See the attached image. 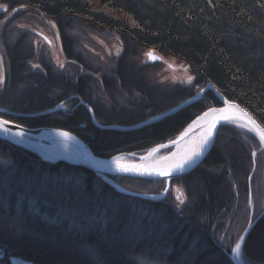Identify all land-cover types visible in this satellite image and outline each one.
<instances>
[{"label":"trees","instance_id":"obj_1","mask_svg":"<svg viewBox=\"0 0 264 264\" xmlns=\"http://www.w3.org/2000/svg\"><path fill=\"white\" fill-rule=\"evenodd\" d=\"M0 2L32 7L52 19L63 52L80 67L88 69L69 33L74 26L108 29L124 46L112 74L96 80L78 70L58 72L46 62L33 71L28 36L5 40L8 71L0 107L22 115L66 108L38 117L3 116L10 122L73 133L107 159L143 155L175 140L201 113L220 107L212 92L201 103L129 132L98 129L80 104L87 103L102 126L131 127L191 98L192 92L165 95L152 85V67L137 61L140 49L149 48L184 62L197 86L213 84L264 127V0H100L129 22L94 10L89 0ZM117 95L127 99L126 106L115 101V107H106V99ZM112 179L145 195H160L166 187L165 181ZM176 185L187 200L180 210L172 190L161 202L127 197L90 171L47 164L0 139V264H12L11 258L33 264H232V250L250 220V204L258 221L245 239L242 258L246 264H264V152L254 136L221 128L205 162ZM132 202L145 206L146 215L136 218ZM118 206L126 207L123 218L133 217L136 228L125 240V220L121 225L111 221L114 213L121 217Z\"/></svg>","mask_w":264,"mask_h":264},{"label":"rangeland","instance_id":"obj_2","mask_svg":"<svg viewBox=\"0 0 264 264\" xmlns=\"http://www.w3.org/2000/svg\"><path fill=\"white\" fill-rule=\"evenodd\" d=\"M89 1L91 7L94 10L106 12L117 19L129 22V19L125 15L119 12L110 11L108 8L102 5L100 0H89ZM3 9H7V11H4ZM69 33L72 36V38L75 40L77 45L76 46L77 52L79 55H81L83 62L88 69H86L84 66L80 67L75 63L72 64L70 60L66 57L60 42L59 29L56 23L52 19L44 16L37 9L32 7L22 6L20 8H10L8 6L3 5L0 2V79H2V83H0V87L2 88L5 85L6 75L8 71L6 55L4 53L5 44H3V42L7 39L12 40L11 42H13L22 36H28L27 39L33 46L34 58L29 63V66L33 71L41 70V64L43 62H46L52 64L58 72L68 73V71L74 72L75 70H78L81 72V74L88 75L96 80H101V77L103 75L112 74V72L116 68L119 58L122 56L124 51L123 43L115 33L105 28L94 27L92 25H87V24L85 25L81 24V27L74 26L72 27V30ZM152 51L155 56L161 57L160 62H156L152 64L149 63L148 54ZM137 61L139 65H146V66L150 65L152 67L151 69L152 73L149 76V80L152 82V85H154L155 88L156 87L159 88V91H161L165 95L166 94L173 95L178 90L185 92H192L193 94L192 97L184 101L186 102L188 100H192L198 97L201 94V92L205 89V87L196 85V81H195L196 77L194 73L184 62H182L179 59L162 55L159 52L149 48H141L140 57L137 58ZM207 94L201 97L200 99H198L192 105L196 103H201L203 101V98L207 96ZM113 99L114 100L112 101L106 99L105 101L107 105L106 107L108 108L115 107L116 106L115 101L119 104V106L120 104L123 106H126L127 104L126 103L127 99H125L124 97H119L117 95V97ZM184 102H182L181 104H183ZM119 106H117V110ZM60 109L66 110V108L64 109V106H62ZM211 109L214 108H210L205 112ZM168 150L162 151L160 155H158L155 158V160L158 161L166 157L168 153L165 152ZM261 150L264 152L262 147ZM148 153L149 152L143 155L123 154L121 156L124 157L123 161H125L126 163L136 164L141 162L139 159H136L135 157L141 158L143 156H146ZM113 181L119 186H121L115 180ZM123 185L128 186L125 184ZM124 186L121 187L124 188ZM141 186H144V184L140 185V187ZM171 190L174 199L173 201L175 202L177 210H180L181 207L185 205L184 203L187 201L185 197L182 198L179 196L180 192L184 191V189L181 188V186L176 185L175 187H171ZM171 190L169 192H171ZM134 193H138V192H134ZM181 200L183 201V203L180 202ZM250 205H251L250 206L251 216L249 221L251 220L253 221L254 206L252 204ZM131 210L133 212L137 211L139 213V215H136V218H140L142 215H146V213L148 212L145 206L138 204L135 205V203L133 202L131 204ZM262 210H264V204L262 205ZM118 211L121 217H118L117 214L114 213L111 217V221L116 225H121L122 219L123 221L126 219L123 218V214L127 213V210L125 206H123V209H121V206H118ZM132 221H133V217H130L128 220H125L123 222L124 234H122V238H124V240L125 238L126 239L128 238V233L136 232L135 231L136 228L132 225ZM248 226L249 223L246 229L248 228ZM246 229L244 230V232L246 231ZM242 247L240 249L239 262H241L242 264H246L244 259L242 258ZM25 263L27 262H24L16 258L15 261L12 262V264H25Z\"/></svg>","mask_w":264,"mask_h":264},{"label":"water","instance_id":"obj_3","mask_svg":"<svg viewBox=\"0 0 264 264\" xmlns=\"http://www.w3.org/2000/svg\"><path fill=\"white\" fill-rule=\"evenodd\" d=\"M150 53L152 54L151 58L148 57V61L150 64L161 61V57L155 56L153 54V51ZM209 92H212L218 98L220 102V107H217V108H214V109H211L205 112V113H216V115H212L211 118L209 119L201 135V140L198 142V145L202 143L209 128H211L212 125L215 124V127L212 128V133H213L212 139L209 141L207 146L202 149V154L198 158H196L192 164L185 165L182 171H173L171 175L157 176L155 175V171H157L161 167L172 166V165L179 163L180 160L184 156L181 157L180 160H178L175 163L172 162L171 164H163V165H157V166H148L140 160L141 158H138V157H135V158L139 159L141 163H136V164L125 163L123 161L118 160V157H120L121 155L115 156L110 159L101 158L94 154V152L92 151V149L86 142H84L80 137L76 136L73 133H70L64 130H59V129H52V128H26V127L17 125L13 122H10L3 117V116H13V117L21 118V117L45 116V115H49V114L56 112L63 105H60L57 108L49 110V111L41 112L36 115H22V114L13 113L6 109L0 108V120L7 122V124L5 125V127L7 128V135H5L3 132H0V139L36 156L38 159H40L41 161L47 164H50L53 166L65 164L71 167L81 168V169L90 171L94 173L96 176H98L99 178H101L103 182H105L107 185H109L111 188H113L117 193L121 195L143 200V201L161 202L167 198L168 193L171 190L173 182L189 175L190 173L195 171L198 167H200L205 162L206 158L208 157V155L211 153V151L213 150L215 146V143H216V140H217V137H218V134L221 128L226 127V126H231L237 129H242V130L247 131L259 141L262 149L264 150V143L261 142L259 134L255 132V130L251 132L247 130V128L252 127L251 124H247L245 128H241L237 126L239 124H244L245 121L242 117L236 114L235 110L230 109L229 107L230 105H234L236 109H239L240 112H243L248 117H250L251 120L255 122L256 128H259L261 131H264V127L260 124V122L254 117V115L250 111L243 108L238 103L231 102L228 99H226L211 83H208L205 86V89L201 92V94L198 97L184 102L180 106L176 107L175 109L161 116H157L139 125L131 126V127L100 125L96 119L93 109L87 103L80 101V104L83 105L89 112L93 125L97 127L98 129L113 130V131H119V132H129V131L138 130L146 126L156 124L168 117H171L179 113L180 111L188 108L194 102H196L198 99H200L201 97H203ZM74 98L79 99V97L77 96ZM222 109H228V112L221 114ZM205 113L201 114L195 121H193V123L182 134H180L178 138H176L173 141L167 142L165 144L158 145L157 147L151 149L149 153L157 149L161 151L172 149L170 156L168 155L169 157H171L176 152L177 147L186 139L188 129L199 118L204 116ZM226 121H230V122H226ZM16 132H20L23 135L22 136L13 135V133H16ZM60 133H66L68 138L66 139L64 136L60 135ZM181 137H183V139H181ZM55 145H60V146L70 148L72 151H74V153L73 154L55 153L54 151L51 150L52 149L51 146L55 147ZM149 173H152V174H149ZM112 177H121V178L144 180V181H165L166 187L163 193L160 195L153 196V195L138 194V193H134V192H131V191H128L122 188L121 186H119L112 180ZM257 221L258 219L255 222L251 220V226L250 227L248 226V228L243 234V236L245 237L244 241ZM244 241L242 242V245ZM2 257L3 256L0 254V259ZM230 259H231L232 264H242L241 262H239V257L234 255L233 253L230 255ZM11 261L14 262L15 259L11 258ZM25 264H32V263L27 262Z\"/></svg>","mask_w":264,"mask_h":264},{"label":"snow or ice","instance_id":"obj_4","mask_svg":"<svg viewBox=\"0 0 264 264\" xmlns=\"http://www.w3.org/2000/svg\"><path fill=\"white\" fill-rule=\"evenodd\" d=\"M3 10L7 11V9H3ZM148 55H149L150 58L152 57L151 53H149ZM189 82H190V79H189ZM0 83H2V79H0ZM229 107H230V109L235 110L236 114L238 116L242 117L244 119V121H245L244 124H239L237 126L241 127V128H245V126L247 124H251L252 127L247 128V130L250 131V132L255 130V132H257L259 134L261 142L264 143V131H261L259 128H256L255 122H253L251 120V118L248 117L245 113L240 112L239 109H236L234 105H230ZM227 112H228V109H222L221 110V114H224V113H227ZM212 115H216V113H205L206 117L207 116H212ZM201 119H203V118H201ZM226 122H230V121H226ZM6 124H7L6 121L0 120V132H3L5 135H7V128L5 127ZM214 127H215V124H213L212 127L209 128V130H208L206 136L204 137L202 143L199 144L195 149H193L189 154L184 156L180 160L179 163H177L175 165H172V166L161 167L157 171H155V175H157V176H160V175H171L173 171H182L184 169L185 165L192 164L195 161V159L198 158L202 154V149L205 148L207 146V144L209 143V141L212 139V134H213L212 133V128H214ZM13 135L22 136L23 134L20 133V132H16V133H13ZM60 135L64 136L66 139L68 138L66 133H60ZM181 139H183V137H181ZM157 151H158V149H157ZM149 155H152V153H149ZM253 155L255 156L256 153H253ZM169 159H170L169 157H164L163 158V160H165V161H167ZM149 174H152V173H149ZM180 202L183 203L182 200ZM250 226H251V221H249V227ZM244 238L245 237L243 235L240 236L239 242L236 243L235 247L232 250L234 255H236V256L239 255L240 249H241V245H242V242L244 241Z\"/></svg>","mask_w":264,"mask_h":264},{"label":"bare ground","instance_id":"obj_5","mask_svg":"<svg viewBox=\"0 0 264 264\" xmlns=\"http://www.w3.org/2000/svg\"><path fill=\"white\" fill-rule=\"evenodd\" d=\"M203 118V119H201ZM199 118L187 131L186 139L177 147L176 152L171 156V152L166 156L170 159L165 161L163 159L156 161L155 158L160 155L162 152L161 150H154L152 151V155H147L145 157H141V161L148 165V166H157V165H163V164H171L172 162H177L180 160L181 157L186 156L189 154L193 149H195L198 146V142L201 140V135L205 129L206 124L208 123L211 116H202ZM198 122V123H197ZM51 150L55 153H68L73 154L74 151H72L70 148L55 145V147L51 146ZM172 150V149H171ZM124 157L120 156L118 157V160L123 161ZM127 159V158H126ZM125 162V161H123ZM126 163V162H125ZM240 255V253H239ZM238 255V257H239Z\"/></svg>","mask_w":264,"mask_h":264},{"label":"flooded vegetation","instance_id":"obj_6","mask_svg":"<svg viewBox=\"0 0 264 264\" xmlns=\"http://www.w3.org/2000/svg\"><path fill=\"white\" fill-rule=\"evenodd\" d=\"M1 259H3V257ZM11 263H12V261H11Z\"/></svg>","mask_w":264,"mask_h":264}]
</instances>
